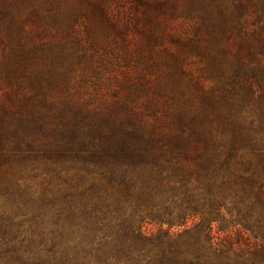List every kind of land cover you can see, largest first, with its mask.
<instances>
[{
	"label": "trees",
	"instance_id": "16d2710c",
	"mask_svg": "<svg viewBox=\"0 0 264 264\" xmlns=\"http://www.w3.org/2000/svg\"><path fill=\"white\" fill-rule=\"evenodd\" d=\"M257 6L262 21L264 0ZM220 53L210 61L218 82L192 116V133L168 135L162 146L161 133L139 121L51 106L33 115L14 97L1 100L0 177L11 158L34 155L54 175L75 167L100 179L51 177L36 192L20 184L21 166L2 194L0 264H264V87ZM256 54L261 83L264 23ZM33 134L46 137L45 149L22 148Z\"/></svg>",
	"mask_w": 264,
	"mask_h": 264
},
{
	"label": "rangeland",
	"instance_id": "374dc122",
	"mask_svg": "<svg viewBox=\"0 0 264 264\" xmlns=\"http://www.w3.org/2000/svg\"><path fill=\"white\" fill-rule=\"evenodd\" d=\"M259 17L257 0H0V101L14 97L33 115L51 106L55 114L132 119L161 133L162 146L168 135L192 133V116L204 111L202 100L218 82L210 61L222 50L246 82L264 87L253 72ZM28 141L47 147L41 134L24 140V150ZM8 166L0 205L21 166L20 184L36 192L51 177L100 179L75 167L54 175L34 155L11 158Z\"/></svg>",
	"mask_w": 264,
	"mask_h": 264
}]
</instances>
